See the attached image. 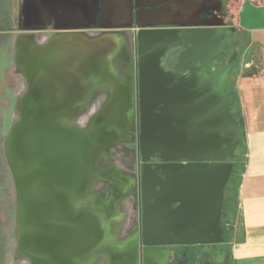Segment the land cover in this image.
<instances>
[{
    "label": "water",
    "instance_id": "95a60500",
    "mask_svg": "<svg viewBox=\"0 0 264 264\" xmlns=\"http://www.w3.org/2000/svg\"><path fill=\"white\" fill-rule=\"evenodd\" d=\"M163 10L159 7V17ZM229 30L220 20L206 26L139 23L134 33L137 101L127 86L126 95L119 94L122 101L108 102L86 127L76 115L87 103L63 99L75 88L68 85L74 72L67 63H80L85 52L79 55L74 46L53 57L41 52L37 72L51 70L57 79L51 85L33 80L18 99L19 116L4 142L16 189L19 257L29 264H93L101 258L108 264H138L137 250L117 243L109 230L121 218L114 203L94 192L104 174L99 156L112 131L122 133L132 119L135 104L145 163L140 175L142 242L225 241V194L244 139L236 102L226 87L237 54L223 70L218 67L226 61L223 44ZM125 39L112 32L92 42L99 78L118 76L113 61L125 55ZM179 47L173 68H167L165 59ZM154 159L159 163L151 170L148 163ZM170 254L145 252L144 258L166 264Z\"/></svg>",
    "mask_w": 264,
    "mask_h": 264
},
{
    "label": "crops",
    "instance_id": "0c3cea01",
    "mask_svg": "<svg viewBox=\"0 0 264 264\" xmlns=\"http://www.w3.org/2000/svg\"><path fill=\"white\" fill-rule=\"evenodd\" d=\"M236 1V16L233 23L236 32L242 38L236 47L239 43L243 45L242 48L240 46V63L238 62L235 68L233 97L238 120L243 127L244 157L238 158L239 164L237 163L235 167L238 177L237 204L232 223L236 225V231L231 241H228V247L233 264H264V5L253 3L251 0ZM2 2L6 6L5 12L14 15L17 9L15 3L18 4V0ZM223 2L224 0H19V13L16 17L34 23L35 26L29 28L27 35L39 34L42 32L41 29L47 31L54 29L58 33L71 29L73 33L85 31L93 36L94 26L105 22L106 28L126 31L123 34L133 42V39L136 41L134 33L141 22L148 24L163 22L171 26H206L218 20L223 23L222 21H225V18L222 20L221 17ZM22 4L23 8L20 10ZM159 7H164L162 12L164 15L160 17ZM213 15L218 18H213ZM111 22L125 24L115 26L116 24ZM55 40L58 42L59 39ZM88 41L90 46L92 41ZM56 49H61L58 44ZM56 49L51 51L54 52ZM97 71V67H94L95 73L89 76L86 83L82 79L81 83L71 81L68 84L75 88L65 95H82L77 97L78 100L69 98L67 100L87 103L77 113L76 116L79 118H94L105 109L108 102L122 101L119 95L113 98L112 88H100L97 83L99 80ZM117 71V77L121 79L117 83L121 85L128 70L122 71L121 74L118 69ZM48 72L51 75V70ZM43 83L49 85L50 78ZM107 180L112 181V187L118 185L124 189L126 182L116 181L115 178Z\"/></svg>",
    "mask_w": 264,
    "mask_h": 264
},
{
    "label": "rangeland",
    "instance_id": "374dc122",
    "mask_svg": "<svg viewBox=\"0 0 264 264\" xmlns=\"http://www.w3.org/2000/svg\"><path fill=\"white\" fill-rule=\"evenodd\" d=\"M15 4L17 5V9H15L14 15L12 13L8 14L5 12L6 6L2 0H0V264H29L27 259L19 257L16 252V189L4 150V142L9 128L19 116L18 99L27 88L24 83L26 77L25 73L18 68V60L14 51V41L16 34H18L17 31H26L28 29L27 25L29 24L26 23V21H22L21 17H16V14L19 13V0L18 4ZM22 8L23 4L21 5L20 10H22ZM236 8V0H224L221 12L222 20L225 18V21L223 20L222 22L230 24L234 29V31L228 33L227 37L229 42H235V47L228 45L229 48L227 50V54L229 56L234 53L237 54L234 69L232 71L233 78H235L236 74V65L240 61V46L242 48L243 45L239 43L238 47H236L238 41H242V38L240 34L236 32L235 25L233 23V19L236 16ZM9 9L11 10V8ZM128 41V38H126V45L129 44ZM232 51H234V53H232ZM123 57L124 56H122V58ZM121 62V59L113 61V64L117 67L116 70L118 69L120 74L122 71L126 72L129 68V63ZM231 93L234 96V86L231 87ZM91 119L92 118L86 117L76 118V122L80 123L81 126L86 127ZM115 141H109L108 144H105L104 149L99 156L98 166L102 169V171L114 169L116 173H120L123 177H125V184H127L126 190H136L138 184L140 190L141 172L136 170L139 162V151L135 148L136 145H130L126 140L114 143ZM133 148H135L134 151L132 150ZM243 150L244 149L241 145L236 151L237 156L239 155L241 158L244 157ZM237 183L238 177L234 176V178L228 183L226 189L224 212L227 213V217L224 218V220L229 222L230 225L229 229H226L228 226H224V229L225 237L228 241L234 237V232L236 231V225L232 223V218L237 204ZM112 186V181L100 178L95 183L94 192L103 199L114 203L113 209H115V211L121 216L113 227L111 226L112 224L108 225L112 236L117 238V236L123 235L126 232L130 216L133 212H135V210L133 211L131 208V201L128 194L125 196H117V193L114 194ZM173 247L179 250H185L189 253V255L195 256L197 258V263H200L202 260H210V264H233L229 253L228 242L210 245H174ZM191 263L195 264V260H191ZM93 264H98V262L95 261Z\"/></svg>",
    "mask_w": 264,
    "mask_h": 264
},
{
    "label": "flooded vegetation",
    "instance_id": "af4514ba",
    "mask_svg": "<svg viewBox=\"0 0 264 264\" xmlns=\"http://www.w3.org/2000/svg\"><path fill=\"white\" fill-rule=\"evenodd\" d=\"M26 23L29 24L27 25L28 29L24 32L18 30L17 31L18 34H16L15 41H14V51L16 53L17 60H18V65H19L18 68L21 69L25 73V76H26L24 83L27 88L25 91H27L29 85H31V83L35 79L37 81L38 80L48 81L49 78L50 80L57 79V75L53 71L51 72V75L47 70L43 71L42 74L40 72H37L36 66L34 65H36V61L39 59V56H41L42 54L41 52L45 51L46 56L53 57L56 53L58 55L63 54L65 51H68V49L73 46L79 47L80 48L79 55L85 52L84 53L85 56L81 59L82 61L80 63H67V65L68 67L72 68L74 72L72 75L73 77L72 81H74L75 83H81L83 81L82 79H84V83H86L89 79V76L95 73L94 67L98 66L93 60L94 52L92 51V49H89L91 48V46H89L88 40H91L93 42V41L98 40V38L103 36L104 34L112 33V32L119 33V34L126 33V31L116 30V28L115 29L106 28L104 26H107V24H105V22H102L101 25L97 27L94 26L95 33L93 36L92 35L90 36L85 31H82V30H77V31H82V32H76L77 33L76 34V33H73L71 29L61 30V32L59 33L55 32L54 29H50L49 31H47V29H44V30L41 29L42 32H40L39 34L27 35V33H29L28 32L29 28L35 25L34 23H29L27 21ZM120 24H125V23L122 22ZM225 26H228L230 28L229 31L232 32L231 28L233 29V27L230 24H225ZM63 32L64 34H62ZM76 36L81 37V38H76ZM55 39H59L61 42L59 40L57 42ZM128 43L129 44L126 45L125 47L124 57L123 58L120 57L123 63L125 62L129 63V68H128V71L126 72L125 77L123 78L124 81H122V84L119 85L117 83L118 81L121 80L119 79V77L117 78L116 76H114V79H113V78L107 77L106 75L101 76L100 78L98 77L99 80H97V83L101 89L112 88L113 98L119 94H123L125 96L126 95L125 89H127V86L130 87V93H131V88L133 87V90H135V100L137 101V85H138L137 83V80H138L137 78L138 77L137 76V71H138L137 70V42L133 39V42L128 41ZM57 44L60 46L61 49H56ZM223 45L227 52L229 46L235 47V42L234 41L229 42V40L226 39ZM54 48L56 50L52 52L51 50H53ZM92 48H94V44ZM181 49L182 48L179 47L177 49H173L170 51L169 57L165 59L164 61V65L167 68H173L174 62L176 61ZM89 52L93 54H90ZM232 53H234V51H232ZM130 55L133 56V60L131 59ZM231 56H233V54ZM231 56L227 54L226 61L220 62L218 64V67L223 70L228 65V61ZM235 62H236V59H234L232 62V68L229 74L230 76L226 84V87L229 90V94L232 99H234V97L231 93V87L235 85V78L232 77V71L234 69ZM62 64L66 65V63L64 62H62ZM44 76H49V77L44 78ZM62 78L64 80L67 79V77H63V76ZM59 79H60V75H59ZM93 80L96 82L95 79ZM81 95L74 94L73 96V94H68V95H65L63 99L69 98V99L78 100L77 97ZM234 110L235 112H237L236 108ZM236 117L238 118L237 114H236ZM92 120L93 118L90 121ZM114 131H112V134L109 135L111 138L110 139L111 142L116 140L114 143H117V142H123L124 140H126L129 142L130 145L132 144L136 145L135 148H137L139 151V162L137 164L136 170L138 172L139 171L142 172V169L145 163L141 159L140 121H139V111H138L137 104H135L134 106V113H133L132 119L128 122L125 128H123L122 133L120 132L117 133L116 131L115 132ZM106 144H108V142H106ZM135 148H133L132 150L134 151ZM158 163H159V160L157 159L151 160L148 163V168L151 170H156V165ZM102 172H104L103 177H102L103 179L115 178L116 181L120 180L121 182L123 181L124 183L126 182L125 180L126 178L123 177L120 173H116L114 169L103 170ZM116 186L113 187L112 189L114 194L117 193V196H125L126 194H128V197L130 198V201H131V206H132L131 208L133 211L135 210V212H133V214L130 216V221H129V225L127 227L126 232L123 235L117 236V238H115V241L117 243H128V245H126V248L129 246V250L136 249L137 255H138V264H159V262H151L150 260L146 261L144 258L145 252L150 254L151 252H155V251L159 252V250L166 251V252L169 251L171 253L169 256V260L166 264H192L191 260H195V264H210L209 263L210 260H202L200 263H197L196 262L197 258L195 256L189 255V253L185 250L176 249L175 247H173L174 245L172 246L145 245L142 242V238H141L142 226H143L142 225L143 209H142L141 189L139 190V184L136 190L135 189L126 190L127 189L125 188L127 186L126 184L124 185V189H121V186L120 187L118 186L116 188ZM226 217H227V213L224 212L223 225H222L223 229H224V226H228V228L226 229H229V225H230L229 222H226L224 220V218ZM116 222H118V220ZM224 242H228V239L227 240L225 239ZM102 260H105L106 262H101ZM97 262L98 264H108L107 258L106 259L101 258Z\"/></svg>",
    "mask_w": 264,
    "mask_h": 264
},
{
    "label": "trees",
    "instance_id": "16d2710c",
    "mask_svg": "<svg viewBox=\"0 0 264 264\" xmlns=\"http://www.w3.org/2000/svg\"><path fill=\"white\" fill-rule=\"evenodd\" d=\"M243 143V142H242ZM242 143L240 144V146L242 145ZM239 146V147H240ZM238 158H241V157H239V155L236 157V159L234 160V164H235V167H236V165H237V163L239 164V162L237 161L238 160ZM234 176L236 177L237 176V173H236V170L234 169V172H233V174H232V176H231V179H230V181L234 178ZM229 181V182H230Z\"/></svg>",
    "mask_w": 264,
    "mask_h": 264
},
{
    "label": "built area",
    "instance_id": "2783aa9c",
    "mask_svg": "<svg viewBox=\"0 0 264 264\" xmlns=\"http://www.w3.org/2000/svg\"><path fill=\"white\" fill-rule=\"evenodd\" d=\"M253 3L256 4H263L264 5V0H251Z\"/></svg>",
    "mask_w": 264,
    "mask_h": 264
}]
</instances>
